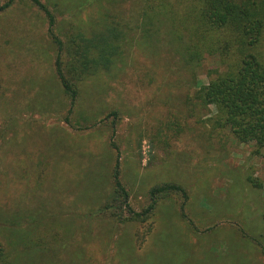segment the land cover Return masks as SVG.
<instances>
[{
  "label": "rangeland",
  "instance_id": "374dc122",
  "mask_svg": "<svg viewBox=\"0 0 264 264\" xmlns=\"http://www.w3.org/2000/svg\"><path fill=\"white\" fill-rule=\"evenodd\" d=\"M43 1L63 39L73 24L129 20L128 1L79 11ZM123 46L71 107L45 14L30 0L0 13V235L15 264H264V159L212 128L214 106L197 115V85L173 53L136 43L129 53V33ZM215 64L198 68L200 84ZM116 164L135 211L156 184L186 196L159 199L145 220L119 219L103 209Z\"/></svg>",
  "mask_w": 264,
  "mask_h": 264
},
{
  "label": "trees",
  "instance_id": "16d2710c",
  "mask_svg": "<svg viewBox=\"0 0 264 264\" xmlns=\"http://www.w3.org/2000/svg\"><path fill=\"white\" fill-rule=\"evenodd\" d=\"M14 1L0 4V13ZM30 1L47 18V32L56 51L55 73L71 107L85 79L108 72L116 58L125 54L123 41L129 33V53L134 43L143 45L146 54L154 55L160 46L173 53L176 63L190 70L197 85L193 96L197 115L206 116L205 110L214 106L215 113L204 118L212 128L228 129L240 143H251L252 153L264 159V0H73L78 11L87 5L102 9L106 3L128 1L129 20L113 16L110 24L88 32L73 24L63 32L65 39L55 30L57 18L49 4ZM64 11L57 10L60 15ZM208 58L216 64L206 69L208 80L200 84L196 71ZM112 178L114 194L103 209L114 208L111 215L119 219L125 212L129 221L145 220L159 199L178 192L186 196L184 187L176 182L156 184L148 190V205L135 211L117 164ZM0 264H15L1 235Z\"/></svg>",
  "mask_w": 264,
  "mask_h": 264
}]
</instances>
